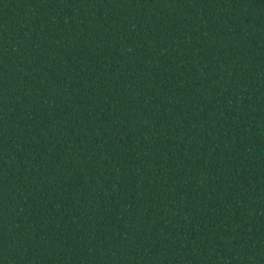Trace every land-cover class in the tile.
I'll return each mask as SVG.
<instances>
[{
    "label": "trees",
    "instance_id": "trees-1",
    "mask_svg": "<svg viewBox=\"0 0 264 264\" xmlns=\"http://www.w3.org/2000/svg\"><path fill=\"white\" fill-rule=\"evenodd\" d=\"M0 264H264V0H0Z\"/></svg>",
    "mask_w": 264,
    "mask_h": 264
}]
</instances>
